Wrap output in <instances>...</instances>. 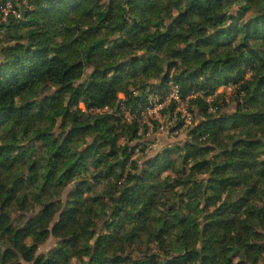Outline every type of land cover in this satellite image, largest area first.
Instances as JSON below:
<instances>
[{
	"label": "clouds",
	"instance_id": "obj_1",
	"mask_svg": "<svg viewBox=\"0 0 264 264\" xmlns=\"http://www.w3.org/2000/svg\"><path fill=\"white\" fill-rule=\"evenodd\" d=\"M0 264H264V0H0Z\"/></svg>",
	"mask_w": 264,
	"mask_h": 264
}]
</instances>
